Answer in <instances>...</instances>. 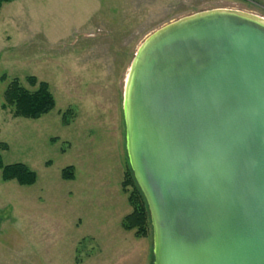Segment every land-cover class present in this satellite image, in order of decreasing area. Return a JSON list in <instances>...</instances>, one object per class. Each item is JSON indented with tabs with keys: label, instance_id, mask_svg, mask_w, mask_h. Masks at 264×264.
<instances>
[{
	"label": "rangeland",
	"instance_id": "rangeland-1",
	"mask_svg": "<svg viewBox=\"0 0 264 264\" xmlns=\"http://www.w3.org/2000/svg\"><path fill=\"white\" fill-rule=\"evenodd\" d=\"M231 11L264 20V0H5L0 4L3 165L36 174L31 187L0 173V264H152L153 237L121 228L130 168L123 91L140 46L181 19ZM47 83L55 108L38 120L2 110L8 84ZM67 115V125L62 121ZM73 167L74 180L61 172Z\"/></svg>",
	"mask_w": 264,
	"mask_h": 264
},
{
	"label": "water",
	"instance_id": "water-1",
	"mask_svg": "<svg viewBox=\"0 0 264 264\" xmlns=\"http://www.w3.org/2000/svg\"><path fill=\"white\" fill-rule=\"evenodd\" d=\"M209 11L138 49L125 146L152 264H264V23Z\"/></svg>",
	"mask_w": 264,
	"mask_h": 264
},
{
	"label": "trees",
	"instance_id": "trees-1",
	"mask_svg": "<svg viewBox=\"0 0 264 264\" xmlns=\"http://www.w3.org/2000/svg\"><path fill=\"white\" fill-rule=\"evenodd\" d=\"M5 0H0V4ZM30 91L23 87L17 79L12 80L3 95L4 103L2 110H12L14 118L26 120H38L47 115L55 108V99L50 92L47 83H38L34 77L25 79ZM67 111L62 118L67 125ZM0 149L6 151V144L0 143ZM0 173L3 182H16L21 187H31L36 182V174L23 164L3 165L0 156ZM61 178L64 181L74 180L73 167H66L61 172ZM121 190L127 195V203L131 208V213L125 216L121 222V228L126 232H134L136 237L145 238L150 223V216L146 201L136 184L133 173L127 167L124 173V181L121 183Z\"/></svg>",
	"mask_w": 264,
	"mask_h": 264
},
{
	"label": "bare ground",
	"instance_id": "bare-ground-1",
	"mask_svg": "<svg viewBox=\"0 0 264 264\" xmlns=\"http://www.w3.org/2000/svg\"><path fill=\"white\" fill-rule=\"evenodd\" d=\"M263 23H264V20H261ZM127 82H128V75H127V79H126V84H127Z\"/></svg>",
	"mask_w": 264,
	"mask_h": 264
}]
</instances>
